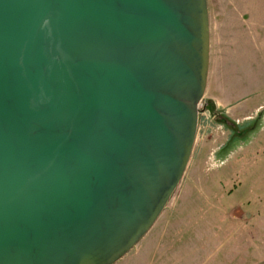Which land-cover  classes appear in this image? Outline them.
Segmentation results:
<instances>
[{
    "label": "water",
    "instance_id": "obj_1",
    "mask_svg": "<svg viewBox=\"0 0 264 264\" xmlns=\"http://www.w3.org/2000/svg\"><path fill=\"white\" fill-rule=\"evenodd\" d=\"M208 0H0V264H117L180 185Z\"/></svg>",
    "mask_w": 264,
    "mask_h": 264
},
{
    "label": "rangeland",
    "instance_id": "obj_2",
    "mask_svg": "<svg viewBox=\"0 0 264 264\" xmlns=\"http://www.w3.org/2000/svg\"><path fill=\"white\" fill-rule=\"evenodd\" d=\"M247 1L208 0L210 75L193 153L166 209L120 264H264V48H246L244 36L218 67L220 22L229 17L234 29ZM215 98L253 106L250 119L236 122Z\"/></svg>",
    "mask_w": 264,
    "mask_h": 264
},
{
    "label": "crops",
    "instance_id": "obj_3",
    "mask_svg": "<svg viewBox=\"0 0 264 264\" xmlns=\"http://www.w3.org/2000/svg\"><path fill=\"white\" fill-rule=\"evenodd\" d=\"M249 1L252 0H248L246 2V6L244 7L245 15L242 16V18H237V23L235 24L236 27L234 29V23L233 25H231L232 23L230 24L229 17L226 18V16H224L220 22L218 66L220 70L223 67L222 64L224 62L225 55L229 54V52H232L234 43L237 42V40H239L240 38L245 36L246 48H250L251 43L256 44L257 47L259 45V47L264 48V2L259 0L258 4H255L254 6V3L251 2L252 4H249ZM253 55L254 53L251 50L250 57H252ZM245 56L247 57L248 54H246ZM212 103L218 110H227V115H230L229 112L233 111L234 116H230V118L236 120V122L238 123L249 120L251 116L249 112L253 111V106L250 107L248 105H245L241 108H236L235 105L219 101L217 100V98L212 99ZM138 245L136 247H138ZM136 247L134 249H136ZM134 249L130 253H132ZM130 253L117 264L122 263L130 255Z\"/></svg>",
    "mask_w": 264,
    "mask_h": 264
},
{
    "label": "built area",
    "instance_id": "obj_4",
    "mask_svg": "<svg viewBox=\"0 0 264 264\" xmlns=\"http://www.w3.org/2000/svg\"><path fill=\"white\" fill-rule=\"evenodd\" d=\"M202 110V109H201ZM205 113L203 112V110H202V112H201V114H200V116H203ZM199 128V127H198Z\"/></svg>",
    "mask_w": 264,
    "mask_h": 264
}]
</instances>
